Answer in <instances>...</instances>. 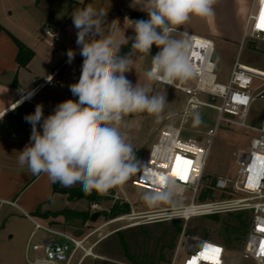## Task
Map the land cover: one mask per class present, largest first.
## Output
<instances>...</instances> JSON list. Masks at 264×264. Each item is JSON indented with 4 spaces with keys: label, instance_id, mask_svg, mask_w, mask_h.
I'll list each match as a JSON object with an SVG mask.
<instances>
[{
    "label": "clouds",
    "instance_id": "9594fccd",
    "mask_svg": "<svg viewBox=\"0 0 264 264\" xmlns=\"http://www.w3.org/2000/svg\"><path fill=\"white\" fill-rule=\"evenodd\" d=\"M213 3L130 0L129 8L143 17L134 20L125 16L127 27L119 35L114 31L121 24L119 19L108 23L105 9L75 7L70 16L82 57L79 79L69 85L75 99L58 103L47 116L43 104H37L35 111L24 117L31 133L29 142L18 151L19 166L27 167L33 175L46 174L52 183L66 187L79 183L86 193L126 181L137 171L136 157L132 143L115 125L138 112L162 118L167 96L154 93L152 85L191 78L189 33L180 26L192 15L211 14ZM128 29L132 30L130 36ZM66 55L71 64L77 52L70 48ZM134 56L150 57L151 67L143 70ZM129 74L137 79H129ZM200 122L195 115L193 123ZM144 199L151 203L153 198L145 195Z\"/></svg>",
    "mask_w": 264,
    "mask_h": 264
},
{
    "label": "built area",
    "instance_id": "2783aa9c",
    "mask_svg": "<svg viewBox=\"0 0 264 264\" xmlns=\"http://www.w3.org/2000/svg\"><path fill=\"white\" fill-rule=\"evenodd\" d=\"M263 4L264 0H253L241 45H245L248 40L264 43V30L257 27ZM181 30L189 33L187 41L191 52L190 62L194 69L192 76L197 78V84L191 88L185 86L183 80H176L170 86L190 96L187 104L188 110L190 107L198 106L216 110L217 122L215 126L206 131L204 139L185 135L183 122L167 124L161 129L156 142L151 147L148 159L140 166L132 182L133 186L159 193L176 194L181 199H184L186 192L190 190L192 196L187 204L175 205L172 203L166 208L148 211L141 217L144 218V223L173 220H183L187 223L195 216L248 211L250 226L240 251L239 264H264V250L261 248V244L264 242V117L261 125L257 128L248 123L254 103L261 99L264 100V74L244 64L237 57L229 81L227 83L219 82L216 73L217 65L213 60L214 40L184 29ZM60 32L61 26L57 23L49 24L44 29V36L53 51L60 48L59 44L62 42ZM199 45L204 46L200 47ZM193 52L198 56H193ZM53 78L54 74L49 78L51 81L40 83L36 90L55 86L57 83ZM200 93L205 94L208 99H202L199 96ZM32 98H28L21 106L26 102H31ZM242 100L246 102L241 103ZM34 111L35 109L31 113ZM50 113L51 111L44 109L45 116ZM222 122L257 131V134L250 140L248 150L234 152L237 156L235 175L233 177L219 175L215 182L217 190L239 195H231L226 199L198 202L199 191L204 182L205 168ZM30 133L31 125L24 119L15 136L26 137ZM177 155L193 161L187 181H181L178 177L171 175ZM152 172L164 175L165 182L159 183L151 175ZM120 188L123 190L121 185ZM126 201L131 203L128 197H126ZM91 208L95 211L101 209L99 203L92 204ZM26 215L34 224L25 247L27 264H82L88 257H100L94 252L98 242L88 244L94 231L84 236H77L65 229L44 224L29 214ZM124 218L125 216L111 218L108 224ZM185 229L186 227L179 237L172 264H175L182 251L185 252L182 264H189L203 251L205 244L219 247L222 250L219 255V264H228L229 251L223 242L203 240L199 247V238L196 236L187 238ZM199 264H211V262L199 259Z\"/></svg>",
    "mask_w": 264,
    "mask_h": 264
},
{
    "label": "rangeland",
    "instance_id": "374dc122",
    "mask_svg": "<svg viewBox=\"0 0 264 264\" xmlns=\"http://www.w3.org/2000/svg\"><path fill=\"white\" fill-rule=\"evenodd\" d=\"M264 9V5L262 7ZM192 28H187L189 31L198 33L202 36L209 37L206 30L208 22L206 16H190L186 22ZM213 37V36H212ZM215 42V53L213 60L217 65L216 73L218 81L227 83L229 81L234 63L237 57L240 61L248 66L264 70V43L256 40H248L245 45H232L226 42L225 39L213 37ZM156 51L153 46V53ZM143 70L151 67L150 57L136 56ZM129 79L135 81L137 77L134 74H129ZM139 80L144 82L143 75H140ZM179 81V80H177ZM183 84L188 87H195L197 78L191 76L190 79L183 80ZM154 93H160L167 96L168 103L165 106L162 118L157 120L153 115L148 113H132L124 118L121 125H115L123 136L132 143L134 154L136 157L137 171L121 184H116L112 187H107L103 193L108 198L101 201V209L94 212H101V216L92 221L83 222L82 219L65 220L61 217L60 224L62 229L75 234L84 236L92 231L94 234L89 238L88 244L98 242L94 248V252L99 258L88 257L82 264H172L175 255V249L181 233L175 238V228L171 221H165L162 227L160 224L156 226L154 223L148 224L147 231H141L137 227L144 223L143 216L148 211H153L161 208H166L172 203L175 205H183L190 202L192 192L188 190L184 199L176 194L159 193L157 191L145 189L142 187L133 186V180L137 175L139 168L146 162L149 157L151 147L156 142L161 129L167 124H180L183 122L184 134L188 136H196L199 139H204L206 131L215 126L217 122V111L208 107L198 106L187 109L189 95L176 89L170 85L156 82L152 85ZM202 99L207 100L208 97L200 93ZM199 115L201 122L196 125L193 123L195 115ZM264 117V100H258L254 103L248 123L257 128L261 125ZM9 133L12 134L18 129V124H10ZM257 134L255 129H246L239 126L231 125L222 122L219 126L218 133L214 139L210 156L205 168V177L203 186L199 191L198 202L208 200H220L231 197L229 191L224 192L216 190L214 197L200 199V195L204 192L209 193L208 187L216 182L219 175L233 177L237 171V156L234 152L240 150H248L250 140ZM26 137H30V134ZM122 185L123 190L120 188ZM82 186L77 183L73 186ZM147 195L152 197V202L149 203L144 199ZM126 197L130 200L131 212L120 216H125L124 219L108 224L111 220L107 214L110 208L116 202H127ZM54 210H93L90 209V202L85 199L70 200L68 196L56 195L49 205ZM93 212V213H94ZM135 213V214H134ZM92 214V213H91ZM36 216L40 222H45L41 216ZM250 217L248 211H235L231 213L212 214L204 216H195L187 223L180 220L181 223L189 230V236L199 238L198 246L200 247L203 240H216L223 242L228 247V264H239L240 251L244 244L246 234L248 232L250 222L247 218ZM17 231L14 239L3 243L4 252L11 250L13 264H27L24 254V246L22 238L30 235L34 224L29 219H21L16 223ZM124 231L125 237L129 244V252L127 253L122 245L121 236L117 231ZM7 240V239H6ZM173 245V247H172ZM185 252L182 251L175 264H182ZM7 260V259H5ZM3 264H6L3 262Z\"/></svg>",
    "mask_w": 264,
    "mask_h": 264
},
{
    "label": "crops",
    "instance_id": "0c3cea01",
    "mask_svg": "<svg viewBox=\"0 0 264 264\" xmlns=\"http://www.w3.org/2000/svg\"><path fill=\"white\" fill-rule=\"evenodd\" d=\"M252 2L214 0L212 13L206 15V32L210 36L203 37H219L232 45L241 44ZM129 3L130 0H0V24L34 52L31 60L21 65L17 44L7 33L0 34V264H13L14 255L11 250L6 253L2 250L3 243L14 239L16 223L21 219H29L26 214L36 219L32 215L34 213L44 219L42 223L62 228L59 222L62 216L45 215L61 210L46 206L56 195H67L55 192V183L46 174L33 175L27 167L19 166L18 151L23 149L30 137H17L15 134L21 128L24 117L31 114L37 104H43L45 110L52 112L58 103L75 99L69 85L79 79L82 57L76 44L77 30L70 14L75 7L91 5L103 8L108 11V23L119 19L121 24L114 29L119 35L127 27L123 24L124 17L135 20L139 18L134 13H141L129 8ZM52 23L61 26L62 42L57 51L51 49L44 36L45 27ZM180 27L186 31L192 28L186 23ZM126 34L132 35V30L128 29ZM70 48L77 52L71 64L67 62L66 55ZM53 74L57 83L55 86L36 90L40 83L47 81ZM30 92H34L31 102L21 106L19 100ZM10 124H18V129L12 134L9 133ZM89 212L93 213L94 210ZM29 236L22 238L24 254Z\"/></svg>",
    "mask_w": 264,
    "mask_h": 264
},
{
    "label": "trees",
    "instance_id": "16d2710c",
    "mask_svg": "<svg viewBox=\"0 0 264 264\" xmlns=\"http://www.w3.org/2000/svg\"><path fill=\"white\" fill-rule=\"evenodd\" d=\"M135 17L137 18H142L143 14L142 13H134ZM2 32L7 33L12 39L13 41L17 44L18 48H19V54H18V61L21 65H26L31 58L34 55V52L28 47L26 46V44H24L19 38H17L14 34H12L9 30H7L5 27H3L0 24V34ZM107 187L105 186H99L97 188L92 189L90 192H85L84 189L78 188V187H66L61 185L60 183H55V192H60L62 194H65L68 196V198L70 200H77V199H85L88 200L90 202V205L94 204V203H101L102 200L107 199L108 197L106 195H104L103 193L105 192V189ZM215 183H213L211 186L208 187V192L206 193L204 192L202 195H200V199H205L208 197H214V194L216 192L215 190ZM131 212V206L128 202H116L112 205V207L110 208V212L109 213H104L107 214L109 217L114 218L123 214H128ZM93 214V213H92ZM91 212L89 211H79V210H71V209H64L61 210L59 212H55L53 214H45L46 216H54V217H60L62 216L65 220L69 221V220H75V219H82L83 222H87L88 220L91 219L92 217ZM250 218V217H249ZM249 218H247V222H244L246 224H248L249 222ZM165 221L162 222H154V224L156 226H158V224H160V226H164L165 225ZM169 223H172L174 228H175V236H174V240L175 238L181 233L183 232L185 226L183 223H181L180 220H173ZM151 224V223H147V224H139L137 225V227L139 228V230L141 231H147L146 227H148L147 225ZM120 236H121V242L123 245L124 250L128 253L129 252V244L128 241L125 237V232L124 231H117ZM185 233L190 235L189 230L186 228L185 229ZM173 247V245H172ZM104 264H107V262H104Z\"/></svg>",
    "mask_w": 264,
    "mask_h": 264
},
{
    "label": "snow or ice",
    "instance_id": "6c2138e0",
    "mask_svg": "<svg viewBox=\"0 0 264 264\" xmlns=\"http://www.w3.org/2000/svg\"><path fill=\"white\" fill-rule=\"evenodd\" d=\"M257 27L264 30V9L261 10L259 22ZM203 47L204 45H199ZM193 56H198L197 53L193 52ZM246 101H241V103H245ZM193 161L185 159L179 155H177L175 163L172 167L171 175L173 177H178L181 181H187L188 173L191 168ZM151 175L156 178L159 183H164L166 177L164 175H157L156 172H152ZM262 250H264V242L261 244ZM221 249L219 247H215L212 245L205 244L203 246V251L198 254L196 258L189 262V264H199V259H204L210 261L211 264H219V255L221 253Z\"/></svg>",
    "mask_w": 264,
    "mask_h": 264
},
{
    "label": "bare ground",
    "instance_id": "6f19581e",
    "mask_svg": "<svg viewBox=\"0 0 264 264\" xmlns=\"http://www.w3.org/2000/svg\"><path fill=\"white\" fill-rule=\"evenodd\" d=\"M250 67L253 68V69H255L256 71H258V72L264 74V70H262V69H258V68H254V67H252V66H250ZM33 93H34V92H30L28 95H26L25 97L21 98V99L19 100L18 103H19V104H22V103H24L28 98H32V97H33Z\"/></svg>",
    "mask_w": 264,
    "mask_h": 264
},
{
    "label": "water",
    "instance_id": "95a60500",
    "mask_svg": "<svg viewBox=\"0 0 264 264\" xmlns=\"http://www.w3.org/2000/svg\"><path fill=\"white\" fill-rule=\"evenodd\" d=\"M100 216H101V212H99V211L94 212V213L92 214L91 220H92V221H95V220L98 219Z\"/></svg>",
    "mask_w": 264,
    "mask_h": 264
}]
</instances>
